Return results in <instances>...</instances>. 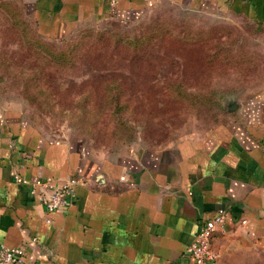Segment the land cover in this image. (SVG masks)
<instances>
[{
    "label": "crops",
    "instance_id": "obj_1",
    "mask_svg": "<svg viewBox=\"0 0 264 264\" xmlns=\"http://www.w3.org/2000/svg\"><path fill=\"white\" fill-rule=\"evenodd\" d=\"M20 1L46 37L85 21H134L162 2L264 22V0ZM25 113L0 101V241L25 245L21 264H193L185 249L220 205L219 262L264 264V88L231 101L200 136L118 152L47 134ZM71 175L82 178L74 201L46 213L30 181Z\"/></svg>",
    "mask_w": 264,
    "mask_h": 264
},
{
    "label": "rangeland",
    "instance_id": "obj_2",
    "mask_svg": "<svg viewBox=\"0 0 264 264\" xmlns=\"http://www.w3.org/2000/svg\"><path fill=\"white\" fill-rule=\"evenodd\" d=\"M260 88L264 22L162 2L46 37L20 0H0V101L47 134L102 152L161 146L204 134Z\"/></svg>",
    "mask_w": 264,
    "mask_h": 264
},
{
    "label": "built area",
    "instance_id": "obj_3",
    "mask_svg": "<svg viewBox=\"0 0 264 264\" xmlns=\"http://www.w3.org/2000/svg\"><path fill=\"white\" fill-rule=\"evenodd\" d=\"M14 178L20 182H28L19 174H15ZM81 180V177L71 175L63 183L58 184L53 177L37 178L30 181L31 191L40 194L46 213H50L57 209H66L72 204L75 198V186ZM226 211V205H220L199 225L193 240L185 249V253L193 259V264H221L219 252L214 248L212 239L213 233L223 227ZM46 221H51V218L46 216ZM25 252L26 247L23 244L12 246L0 241V264H21Z\"/></svg>",
    "mask_w": 264,
    "mask_h": 264
},
{
    "label": "trees",
    "instance_id": "obj_4",
    "mask_svg": "<svg viewBox=\"0 0 264 264\" xmlns=\"http://www.w3.org/2000/svg\"><path fill=\"white\" fill-rule=\"evenodd\" d=\"M13 9V8H12ZM39 33V32H38ZM61 56H64V54H62ZM66 58H63V60H65Z\"/></svg>",
    "mask_w": 264,
    "mask_h": 264
}]
</instances>
